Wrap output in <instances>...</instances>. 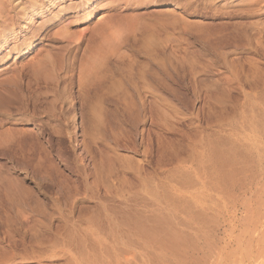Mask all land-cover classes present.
Wrapping results in <instances>:
<instances>
[{"label":"rangeland","instance_id":"374dc122","mask_svg":"<svg viewBox=\"0 0 264 264\" xmlns=\"http://www.w3.org/2000/svg\"><path fill=\"white\" fill-rule=\"evenodd\" d=\"M77 2L28 52L0 51V77L45 50L62 52L61 72L75 63L56 100L0 122L46 128L0 209V264H218L240 210H264V0ZM100 28L122 61L82 55Z\"/></svg>","mask_w":264,"mask_h":264},{"label":"bare ground","instance_id":"6f19581e","mask_svg":"<svg viewBox=\"0 0 264 264\" xmlns=\"http://www.w3.org/2000/svg\"><path fill=\"white\" fill-rule=\"evenodd\" d=\"M78 5H79V3L77 2V0H75V1H73V0H0V51L9 49L8 50L9 53L14 52L17 54H22V53L28 52L30 50V48L33 46L34 42L37 39H39V37H42L41 31L43 30V33H44L47 30V28L50 26V22H51V20H53V18L54 19H56V18L61 19L63 17L64 12H66L67 10L75 9ZM37 17H41L43 19H42V21H40V23L36 24V23H34V19ZM102 28H100L99 31H93L94 34L89 36V37L87 36L88 39H86V41H83V42H87V44H85L86 46L84 45L85 47H84L82 55L87 54V52H88V54H89L88 60L91 61L92 63H94V62L96 63V60L105 59L106 56L109 57L111 55L116 60L122 61L124 56H123V51L121 49L120 40L117 39L118 42L116 41L113 46H109V47H108V45L105 46L106 41H109V38H108L109 35H108V32L106 31L108 27L106 28V30H104ZM93 29L94 28H92V30ZM58 33L59 32H57V33L54 32V34H58ZM62 35H64V33ZM67 37H69L68 39H70V37H72V36L67 35ZM107 38H108V40H107ZM73 39H72V41H73ZM75 40H77V39H75ZM69 43H72V42H69ZM70 45L71 44H69L67 46H70ZM58 48H56V49H58ZM62 48L64 49V50H62L64 52L66 49L64 47H62ZM74 48L77 49V45L71 49L70 54H72L71 52L74 50ZM58 51L59 50H57V52H55V53H51V51L45 50V51H43V53H38L34 56V58H32L30 61H28V63H26L24 65H22L20 63L21 65H18L19 66L18 68L16 67V69H14L12 67L13 69L5 71L4 75H2L0 77V122L1 123H2V121L6 122V123H10V121L14 118L13 116H20V118L16 117L17 119H13V122H14V120H15V122H19V123H23L25 121H28L30 118V117L29 118L27 117L28 113H27V115H25V112L26 111L28 112V108H30V109L33 108V111L36 108L39 109L38 107L41 108L42 107L41 104H43V98H46V96L48 94L52 95V98L54 100L57 99L56 98L57 87L60 83H62V81L64 82V80L62 79L61 73L64 70L66 71L71 63L73 64V67L75 65L74 60H73V62L70 61V64L67 63V62H69L70 59L68 61L65 60V65H64L65 67L64 68H66V69L62 70V72H61L62 63H63L62 59L64 58V55H62V52H60V51H59L60 52V54H59ZM67 51H65V53H67ZM68 55H69V53H68ZM62 56H63V58H61ZM73 56L75 58V55H73ZM74 58H72V59H74ZM75 61H76V58H75ZM91 62H90V64H91ZM72 64H71V66H72ZM78 64H80V62ZM80 65H82V64H80ZM80 65L77 67H80ZM70 67H69V69H70ZM84 68H86V67H84ZM89 69H92V68H89ZM149 70H151V69H149ZM71 72H70V74H71ZM2 74H3V72H2ZM85 74H87V73H85ZM152 74H154V73H152ZM82 75L83 74H81V76ZM79 78H80V76H79ZM125 95L126 94L123 93L122 90H119V92L117 93V101H124ZM64 100H66V102L71 104L70 98L67 97ZM119 104H120V102H119ZM121 104H123V102ZM61 105L62 106H60L61 107L60 111L57 112L59 114L60 118H62L63 114H65L64 113L65 110L63 109L65 104H63V102H62ZM125 106L126 105L124 104V107ZM71 107H73V106H71ZM119 108H120V106H119ZM125 108H123V110ZM53 111L54 110H52L51 112H53ZM30 115H32V114H30ZM42 120L43 119H40V118L38 119V122H39V128H38L39 132L38 133L33 134V133L25 132L22 130H16L14 128L9 129V131H5V132L0 133V160L5 159L7 161V165H8V166H5L2 171H0V209L11 210L13 208V204L15 203L14 197H15L17 191H16V189H14L15 188L14 187V178L12 177L16 172L15 167L16 166L17 167L18 166H20V167L25 166L24 163H25V161H27L25 159H28L30 154L32 155L35 152L38 153V155H39L38 157H40V158L43 157V155H42V153H43V147L42 146L43 145L41 142V138L43 137V132L46 131V128L45 127L43 128V121ZM63 120H64V117H63ZM11 125L13 126L14 124H11ZM6 128L4 127V129H6ZM25 129H28V128H25ZM2 130H3V128H2ZM257 135H259V134H257ZM259 136H261V135H259ZM208 142H209V144H211L210 140ZM256 142H257V140H256ZM204 147H206V146H204ZM211 147H214V146H211ZM215 150H217V149H215ZM18 151L20 152V154H17ZM203 155L205 156V154H203ZM217 155L219 156V154H217ZM217 155L214 157L217 158L218 157ZM256 155H258V154H256ZM203 159H205V158H203ZM38 160H41V159L38 158ZM42 160H43V158H42ZM215 160H217V159H215ZM218 161H220V160H218ZM242 162H243V159H242ZM204 170H205V168H204ZM235 171H238V170L235 169ZM250 176L252 177V175H250ZM214 179H216V178H214ZM249 182H251V181H249ZM241 184L243 185V183H241ZM239 190H238V192H241ZM258 190H259V188H258ZM254 194H252V195L254 196ZM244 199H247V198L245 197ZM247 205H249V203ZM255 205H257V204H255ZM258 206H259V204H258ZM262 206H264V205H262ZM249 209L250 210H248V209L240 210L241 219H240V221L237 219L240 223V228L237 229L238 233H236L237 235L234 237L235 247H234L233 251L231 250L232 251L231 255L227 256L226 259L218 262V264H264V210H260L259 208H258L259 210L257 208H256L257 210L256 209L251 210V208H249ZM229 232H230V230H229ZM228 233L226 232V234H228ZM229 236H230V234H229ZM227 238H229V237H227ZM231 244H233V242ZM11 247H12V242L8 241L7 245L5 247L8 250L4 248V255H3L5 257L4 260L7 259L8 256L10 255L9 253H11V252H9V251L11 250ZM223 247H225V246H223ZM219 249H221V248H219ZM221 250H224V249H221ZM218 252H219V250H218ZM225 255H229V254H225ZM217 256H219V255H217ZM213 257H215V256H213ZM215 259H217V258H215ZM213 262L216 264L215 261H213Z\"/></svg>","mask_w":264,"mask_h":264}]
</instances>
